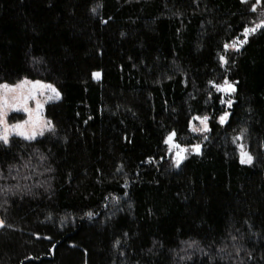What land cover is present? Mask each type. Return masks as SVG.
I'll return each instance as SVG.
<instances>
[{
    "label": "trees",
    "instance_id": "1",
    "mask_svg": "<svg viewBox=\"0 0 264 264\" xmlns=\"http://www.w3.org/2000/svg\"><path fill=\"white\" fill-rule=\"evenodd\" d=\"M252 4L0 0V84L60 93L52 132L0 142V264H264V28L224 50Z\"/></svg>",
    "mask_w": 264,
    "mask_h": 264
},
{
    "label": "snow or ice",
    "instance_id": "2",
    "mask_svg": "<svg viewBox=\"0 0 264 264\" xmlns=\"http://www.w3.org/2000/svg\"><path fill=\"white\" fill-rule=\"evenodd\" d=\"M262 0H256V2L254 4L251 5V10L255 11L257 8V5L261 4ZM241 3H247V0H241ZM93 11H95V9H93ZM264 28V20L260 21L259 23L255 24L252 27L249 26H244L243 27V39L239 40L238 42L234 41L232 44H225L224 45V50L225 52L228 51L229 48H233L235 50H239V48L241 46H243L244 43L248 42V37L252 34H254L258 29ZM220 61L222 64H226L227 58L224 55L220 56ZM94 78H99L100 77V73L99 72H94L93 74ZM27 83H34L35 85H40V81H35V82H29V81H21L20 83H18L17 85H9L7 83L4 84H0V142H2L4 145H8L9 144V135L12 131H15L16 135H19L21 137H23L25 140H33L35 139L37 132L35 131V127H33V130L31 132L26 131L24 129V125L28 124L29 121H24V122H20L14 125H8L6 120H5V116H6V109H10L13 107H17L19 102H23L25 105V111H29L28 108L26 107V103L27 100L29 99H33L34 95L31 91H29V93L27 95H21L19 97H14L13 99H9L8 93L10 92H15L16 90L20 89L24 84ZM210 85L214 88L217 89V91L221 92V93H225V94H231L234 93L236 91V88L234 86L233 83L229 82L227 79H225L223 81V83H215V82H211L210 81ZM42 87L48 88L51 90L52 93H54V96L56 99L60 98V93L59 91H57V89L55 87H53L52 85H42ZM51 98V97H50ZM221 103H227L229 106L232 105L233 101L231 99H227L226 101L224 99H221ZM37 107H41V105L39 104V102L37 103ZM229 114L227 112H225L223 115H221L219 117V122L223 125L226 121V117ZM194 120H199L200 123L203 125L202 128H196V127H192V131L194 132H201V131H208V117L204 116V117H193ZM190 126L192 124V122H189ZM47 128L49 130H54L51 121H48L46 124ZM243 131L241 135L236 137V140H240L243 137ZM40 135H43V132L41 131L39 133ZM176 133L175 131L169 133V135L167 136V138L165 139V143L169 144V145H174L175 149H177L176 151V155H175V165L177 167H179L181 161L184 159V155L183 153L186 151L185 148H182L179 144L174 143V137H175ZM205 139H207V137H205ZM235 142V141H234ZM193 150L199 154L200 153V148L201 146L199 144L192 146ZM237 148L239 150V155H240V163L241 164H252L253 162V156L247 151L245 150L244 146L242 144L237 145ZM171 150V148H170ZM89 216L92 215V213H88ZM4 221L0 220V227L4 226ZM233 239H235V237H233ZM118 243V241H117ZM189 247H191V245H189Z\"/></svg>",
    "mask_w": 264,
    "mask_h": 264
},
{
    "label": "rangeland",
    "instance_id": "3",
    "mask_svg": "<svg viewBox=\"0 0 264 264\" xmlns=\"http://www.w3.org/2000/svg\"><path fill=\"white\" fill-rule=\"evenodd\" d=\"M263 1L264 0H262L261 4L257 5V8H259L262 5ZM247 2L255 3L256 0H247ZM22 81L35 82L32 80H28V79H24ZM18 83L12 84V85H17ZM42 85H49V84L43 83V82H40V85H35L34 83H27V84H24L20 89L16 90L15 92L8 93L10 100L13 99L14 97H19L21 95H27L29 91L33 93L34 98L27 100L26 107L28 108L29 111H25L24 103L19 102L17 107L6 109V116H5V120L8 125H14L20 122L29 121L28 124L24 125V129L26 131L31 132L33 130V127H35V131L37 132L35 139L43 137L46 134H49L50 132H52V130H49L46 126L49 120L45 116V108L49 102L58 100L55 98L54 93H52L50 89L42 87ZM38 102L41 105V107L39 108L37 107ZM207 124H208V121H207ZM192 127L202 128L203 125L200 123L199 120L193 119L192 124L190 126L191 131H192ZM41 131L43 132V135L39 134ZM203 132L204 131H201V133ZM194 133H200V132H194ZM13 137L24 139L23 137L16 135L15 131H12L10 133L9 140ZM169 150L174 155V163H175V155H176L177 150H175L172 145H169ZM183 155L186 156V153L184 152Z\"/></svg>",
    "mask_w": 264,
    "mask_h": 264
}]
</instances>
